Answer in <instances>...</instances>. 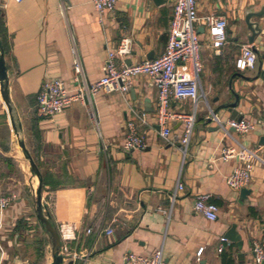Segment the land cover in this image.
<instances>
[{
    "label": "crops",
    "instance_id": "crops-1",
    "mask_svg": "<svg viewBox=\"0 0 264 264\" xmlns=\"http://www.w3.org/2000/svg\"><path fill=\"white\" fill-rule=\"evenodd\" d=\"M196 2L199 15L216 14L228 21V42L220 53L215 52L206 28L197 25L202 97L171 105L176 113L196 116L184 157L182 121L169 123V141L159 135L158 95L148 76L135 78L126 98L119 93L96 95L99 130L87 114V104L79 100L50 119L36 114L37 95L49 80L64 81L70 95L81 88L83 83L74 78V48L89 83L102 79L108 51L120 44L124 27L134 41L127 62L157 59L168 40L173 15L170 0H118L115 11L102 15L92 0H0V39L10 98L26 146L29 144L31 154L38 159L43 199L58 228L83 223V230L67 243L65 264H124L128 253L149 257L158 251H162L164 264H194L200 247H205L202 259L206 264H242L240 254L244 264H254L253 244L264 235V125L247 134L232 129L227 134L216 121L209 123L208 119L222 105L237 103L239 117L264 123V17L255 19L261 28L253 44L258 55L255 68L240 72L235 66L241 49L250 46L245 15L249 10H260L264 0ZM178 71L190 74V64L180 63ZM130 106L145 114L144 121L134 117ZM231 116L226 110L218 114L224 122L232 120ZM132 120L147 146L128 152L123 147L126 126ZM14 136L0 83V183L5 179L2 167L10 158ZM228 147L258 153L247 199H241V191H233L226 184L227 176L240 165L236 159L221 158V151ZM36 186L34 178V192ZM203 194L210 195L219 206L216 222L194 210L196 199ZM28 198H15L0 213V264H31L28 250L34 236L48 239L36 210L31 212ZM21 222L28 229H17ZM233 225H237L242 244L231 241L218 253L219 239ZM111 226L114 233L107 236L104 230ZM89 228L92 233L87 235Z\"/></svg>",
    "mask_w": 264,
    "mask_h": 264
},
{
    "label": "built area",
    "instance_id": "built-area-1",
    "mask_svg": "<svg viewBox=\"0 0 264 264\" xmlns=\"http://www.w3.org/2000/svg\"><path fill=\"white\" fill-rule=\"evenodd\" d=\"M21 2L23 0H16ZM118 0H92L96 11L102 15L105 12H113L117 8ZM173 6V15L167 35V43L164 52L154 60H143L138 64H127V58L131 55L134 41L127 33L124 27V35L121 37L120 44L108 51L107 62L104 66V75L102 79L95 83H89L84 75L83 62L73 49L74 54V74L77 82H82L81 88L75 95H70L64 81L60 79L49 80L43 84L37 95L36 114L42 119H50L61 114L65 108L73 101L79 100L87 104V114L94 123L95 127L100 129V116L95 103L96 95L100 93H119L125 98L128 96L135 78L140 75L151 78L157 90V125L159 135L165 140H170L169 123L172 121H182L184 124L185 135L181 140V149L184 157L187 156L188 146L193 134V128L196 122L194 114L176 113L172 111L171 105L174 101L198 100L202 97L199 92L200 71L202 68L200 49L201 38L197 30V25L201 24L207 30L208 38L211 40V48L220 53L227 44L228 21L219 15H199L198 4L196 0H170ZM258 61V55L253 50V46H244L241 49L239 57L235 62L236 69L240 72L255 68ZM180 63L190 64V74L178 71ZM129 103V102H128ZM131 113L139 121H144L145 114L138 113L136 109L130 106ZM212 121H216L227 134L229 129L235 130L241 134H247L256 129L257 125L263 126L262 121L251 122L244 118L233 119L226 122L221 121L218 116H214ZM126 139L123 149L126 151L142 150L147 146L144 136L138 132L134 120L129 121L126 126ZM104 151L107 146L104 144ZM221 158L224 161L238 160L239 164L232 173L227 176L226 184L233 191L247 189L251 184L254 171L253 160L258 159L256 150L248 148L228 147L221 151ZM179 189L184 186L178 184ZM16 195H6L0 197V213H3L15 201ZM174 201V197L171 198ZM194 210L201 214L206 220L216 222L218 220L219 206L211 201L208 194L200 195L195 201ZM83 223L64 224L58 228L60 238L63 244V254L68 252V242L76 237L77 232L83 230ZM87 235L92 233L89 228L85 231ZM108 236L114 233V228L108 227L104 230ZM218 253L224 252L226 246L231 245V241L221 237ZM205 247L195 254L194 264H206L202 259ZM252 256L254 264H264V235L255 240L252 247ZM124 264H164L162 251H158L149 257H141L134 253H128L124 258Z\"/></svg>",
    "mask_w": 264,
    "mask_h": 264
},
{
    "label": "water",
    "instance_id": "water-1",
    "mask_svg": "<svg viewBox=\"0 0 264 264\" xmlns=\"http://www.w3.org/2000/svg\"><path fill=\"white\" fill-rule=\"evenodd\" d=\"M154 2H167V0H154ZM264 17V6L258 10L253 11L249 10V12L245 15V23L249 32V45L254 44L256 36L260 34L261 28L259 23L255 19H262ZM264 60V57H262ZM128 65H132L133 62L129 60L127 62ZM263 73V80H264V67L261 68ZM0 83H1V94L2 98L4 99V103L7 107L9 117L11 119V125L13 129V133L16 136V140L18 146L20 147L22 153H24L25 158L28 160L30 165V170L38 177V187L36 191V195L34 198V207L36 208V215L39 220L40 226H42L43 230L46 232L49 240V244L51 245V255H52V264H65V255L63 254V244L61 242L60 233L58 227L55 225L53 218L51 216L49 208L44 203L43 199V176L42 172L40 171L33 155L28 151L23 130L22 124L20 121L19 116H17L16 109L10 98V80L8 78V67L7 62H5V49L3 43L0 41ZM237 107V103L233 104H225L212 112L211 118L208 119L210 123L212 118L216 115L218 116L220 111L226 110L231 113V119H242L239 117L238 112L235 110ZM235 130H232L234 132ZM262 145H264V137L262 139ZM251 194V191L248 189L241 190L240 197L241 199H247V197ZM225 238L232 241V242H240V235L237 232V225H233L232 228L225 234ZM240 244H242L240 242ZM239 260L242 264H244V258L240 254L238 255Z\"/></svg>",
    "mask_w": 264,
    "mask_h": 264
},
{
    "label": "rangeland",
    "instance_id": "rangeland-1",
    "mask_svg": "<svg viewBox=\"0 0 264 264\" xmlns=\"http://www.w3.org/2000/svg\"><path fill=\"white\" fill-rule=\"evenodd\" d=\"M27 147L31 153L29 144ZM8 153L10 158L3 163L4 165L2 167L5 179L0 183V193L4 196L16 195V198L19 196H28L31 212L35 213V193L31 188V183L33 182L34 178L37 180V177L30 170L29 162L25 158L24 153H22L21 149L19 148L16 136H14V142L10 145ZM39 233L42 235L40 230ZM47 244L45 259H43V261L38 264H52L51 245L49 243Z\"/></svg>",
    "mask_w": 264,
    "mask_h": 264
},
{
    "label": "trees",
    "instance_id": "trees-1",
    "mask_svg": "<svg viewBox=\"0 0 264 264\" xmlns=\"http://www.w3.org/2000/svg\"><path fill=\"white\" fill-rule=\"evenodd\" d=\"M1 43H3V40L0 39ZM4 44V43H3ZM35 161L38 163V159L35 158ZM48 199V197H47ZM49 208V207H47ZM51 209V208H50ZM49 209V210H50ZM17 229L19 230H26L28 229V226H26V224H23L22 222L19 223L17 226ZM44 234H46V232L43 230ZM47 243H49L47 238H43L39 235H35L34 239L31 241V243L29 244V250L28 252L30 253V263L31 264H38L41 261H43V259H45L46 256V247H47Z\"/></svg>",
    "mask_w": 264,
    "mask_h": 264
},
{
    "label": "bare ground",
    "instance_id": "bare-ground-1",
    "mask_svg": "<svg viewBox=\"0 0 264 264\" xmlns=\"http://www.w3.org/2000/svg\"><path fill=\"white\" fill-rule=\"evenodd\" d=\"M38 182H39V180H38V177H37V186H36V188H35L36 190H35V192H34L35 195H36V191H37V187H38Z\"/></svg>",
    "mask_w": 264,
    "mask_h": 264
}]
</instances>
